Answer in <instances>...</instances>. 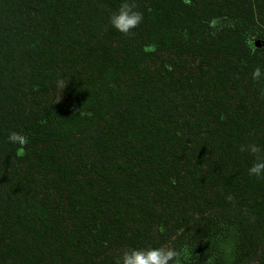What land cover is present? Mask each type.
<instances>
[{"label":"trees","instance_id":"obj_1","mask_svg":"<svg viewBox=\"0 0 264 264\" xmlns=\"http://www.w3.org/2000/svg\"><path fill=\"white\" fill-rule=\"evenodd\" d=\"M98 1L113 12L121 2ZM138 1L144 20L132 35L104 26L100 39L67 50L90 2L0 0V155L17 156L8 142L15 131L28 141L17 157L31 162L23 175L0 174V264H95L117 237L147 247L144 225L189 224L183 210L160 212L184 196L198 215L177 248L192 253L186 264H235L257 249L264 264V179L248 174L254 157L239 150L264 148V134L249 140L254 118L225 93L241 84L256 96L264 89V78L252 79L264 70V45L255 54L247 46L264 40V0ZM158 51L177 54L146 68ZM71 53L86 64L84 76L58 102L15 116L10 107L53 82ZM183 54L198 56L197 72L178 73ZM135 72L125 100L121 79ZM101 122L88 148L75 140ZM51 142L59 147H37ZM36 174L46 179L43 192L28 188ZM204 177L215 190L205 186V199Z\"/></svg>","mask_w":264,"mask_h":264},{"label":"rangeland","instance_id":"obj_2","mask_svg":"<svg viewBox=\"0 0 264 264\" xmlns=\"http://www.w3.org/2000/svg\"><path fill=\"white\" fill-rule=\"evenodd\" d=\"M88 3L87 6H90L88 9V12L76 26L74 38L72 42L66 43L65 48L69 50L72 46H76V50L79 49L80 42H89L94 39H100L101 31L104 26H111L109 23V17L113 13L110 8L105 7L103 3H100L98 0H86ZM136 3L138 5V8L140 6L142 7L144 5L143 2H140L136 0ZM96 8H99V10H96ZM110 42L115 43L116 38L115 36L111 38ZM177 53L171 51H158L156 54L153 55L152 58H150L145 64H143L146 68H153L155 67L161 59L169 58L172 56H176ZM71 57L64 62L60 67L58 74L55 77V80L51 83H48V86L41 91H39L36 95H30L27 98H24L21 105L18 106V108H14L13 106L9 105L12 109V111L15 113L14 115L20 118V120L27 119L35 112H37L39 109L43 108L47 104L56 101L58 98H62L65 94V90L67 88V85L69 82H73L77 77L82 78L84 76V72L86 70V64H84V61L81 59H78L77 61L74 60V54H70ZM182 58V64L178 68V73H191V72H197V66L199 58L196 55L191 54H183L181 56ZM63 76V77H61ZM139 73L135 72L132 75L124 76L121 79V84L125 86L127 95L124 97L125 100L129 97L130 91H129V84H133L135 80H137L139 77ZM62 80L64 82L65 87L64 88H58L57 87V81ZM225 93L229 96L230 100L234 104V106L238 105L239 102H242L243 110L251 117L254 118L255 127H254V135H252L249 140H251L257 133L262 135L264 134V96H256L254 91L247 85V84H241L237 88H230L228 87ZM34 98H40L42 100V104L39 105L34 101ZM242 98V100L240 99ZM125 108H121L120 110H124ZM118 111H116V115L118 117ZM187 114V113H186ZM0 121H3V110L0 107ZM106 127V123H99L96 126L92 127L91 129L87 130L86 132L79 134L77 137H75V140L85 148H88V146L92 143V137L94 136L96 131L102 130ZM40 146H52V147H59V143L57 142H51V143H44L42 145H39L37 147L40 148ZM36 147V148H37ZM118 149H115L113 152L116 154ZM112 152L110 153L112 160H115V155L112 156ZM227 156L230 154L227 153ZM33 159H31L32 161ZM135 160V159H134ZM138 160V158H137ZM230 159L228 158L227 161ZM31 167V162L29 160H21L17 156H4L0 155V174L5 173L9 170L14 171L17 175H23L28 172V170ZM85 172V169L83 167L77 168V173L80 175V178ZM118 174H122L123 171H118ZM117 174V173H116ZM46 182V179L41 178L40 175L36 174L35 179H31L30 183L28 184V188L31 190L30 192L36 193V192H43V186ZM204 183L206 185H202L203 190V198L205 199L206 194L205 193V186L207 190V194L209 195H215V190H211L208 187L207 181L204 177ZM1 184V183H0ZM100 181H97L95 184V190L100 188ZM184 196V194L182 195ZM186 197H182L179 199L178 202L174 203L171 206L166 207L164 210L162 208L160 209V212L163 213V215L166 213H174L178 214L180 211H184L185 214L189 217V221H193L195 218H198V215H195V210L191 207V204L185 199ZM121 199H117L113 202L108 203L106 206L107 210L112 212L114 209L113 206H115V203L120 201ZM194 214V218H192V215ZM162 220V219H161ZM185 226V227H175V221L169 220L166 222H163V228L164 231L161 232V227H158L157 225H153L150 227L149 225H144L142 228V237L146 240L147 247H160V246H167V247H174L179 248L181 240L180 238L183 236V234L189 230L190 226H192V222ZM196 223V222H194ZM122 237H117L116 242L109 247L102 255L95 257V264H117L119 257L121 256L122 252L125 249L135 248L134 246H130L124 239H121ZM177 241V242H176ZM145 248V247H144ZM260 258V251L257 249L255 250L250 256L246 257L242 262H238L235 264H256V262Z\"/></svg>","mask_w":264,"mask_h":264},{"label":"clouds","instance_id":"obj_3","mask_svg":"<svg viewBox=\"0 0 264 264\" xmlns=\"http://www.w3.org/2000/svg\"><path fill=\"white\" fill-rule=\"evenodd\" d=\"M186 4H190L191 0H184ZM144 20L143 12L138 10L136 0H121L118 9L109 17V23L117 32L128 36L133 34V30L138 28ZM255 39H249L247 46L252 54H255L257 45ZM264 78V70L256 67L252 72V79L259 82ZM58 88H64L62 80L57 81ZM261 95L264 96V89H261ZM60 98L57 99V102ZM8 142L17 145V156H23L27 147V138L24 134L11 132L8 136ZM241 152L250 153L254 159L248 168V174L258 179H264V148L258 144L247 143L241 144ZM164 231L163 226L160 229ZM192 253L187 246L176 249L174 247H145L125 249L117 264H186ZM204 264H212V257H209Z\"/></svg>","mask_w":264,"mask_h":264},{"label":"water","instance_id":"obj_4","mask_svg":"<svg viewBox=\"0 0 264 264\" xmlns=\"http://www.w3.org/2000/svg\"><path fill=\"white\" fill-rule=\"evenodd\" d=\"M256 45L258 46V47H260V46H263L264 45V40H256Z\"/></svg>","mask_w":264,"mask_h":264}]
</instances>
